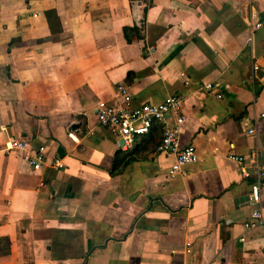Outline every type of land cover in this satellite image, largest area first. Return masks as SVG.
<instances>
[{"label": "crops", "instance_id": "0c3cea01", "mask_svg": "<svg viewBox=\"0 0 264 264\" xmlns=\"http://www.w3.org/2000/svg\"><path fill=\"white\" fill-rule=\"evenodd\" d=\"M261 18L264 0H0V264H264L227 158L264 161ZM117 84L131 106L180 94L197 161L169 178L156 124L121 150L95 120ZM12 138L44 146L40 170Z\"/></svg>", "mask_w": 264, "mask_h": 264}, {"label": "built area", "instance_id": "2783aa9c", "mask_svg": "<svg viewBox=\"0 0 264 264\" xmlns=\"http://www.w3.org/2000/svg\"><path fill=\"white\" fill-rule=\"evenodd\" d=\"M252 29H264V18L255 19L252 22ZM147 51H152V47H148ZM202 87L210 89L212 84L205 83ZM115 94L118 100L116 104L96 102L95 120L98 126L120 140L118 147L121 150L128 151L136 136L147 134L152 125L156 124L160 128V138L155 151L173 155V161L167 172L169 178L183 173L185 166L197 161L194 146L191 144L181 146L179 143V132L184 120L181 110L183 98L180 94H168L159 102H141L135 106L130 105L131 96L125 85L117 84ZM249 132L251 133L252 130ZM7 149L20 152L32 171L40 170L44 163V146L39 145L30 149L29 140L12 138L8 141ZM227 158L239 166L242 178L250 180L248 204L252 206V209L242 226L245 231L252 230L264 223L257 207L260 189L264 186V161L258 157L256 151H250L248 156L229 153ZM52 165L54 168L62 167L58 158L52 160ZM242 239V237L239 238V240Z\"/></svg>", "mask_w": 264, "mask_h": 264}, {"label": "trees", "instance_id": "16d2710c", "mask_svg": "<svg viewBox=\"0 0 264 264\" xmlns=\"http://www.w3.org/2000/svg\"><path fill=\"white\" fill-rule=\"evenodd\" d=\"M132 28H130V29H128V28H124L123 29V35H124V38L126 39V40H129V36H128V30H131ZM122 160V159H121ZM130 160V158H126V160L125 161H123V162H128ZM118 161V160H117ZM119 162V161H118ZM115 163V157H114V161H112V168H113V164ZM121 164H124V163H121ZM111 171H113V169L111 170Z\"/></svg>", "mask_w": 264, "mask_h": 264}, {"label": "water", "instance_id": "95a60500", "mask_svg": "<svg viewBox=\"0 0 264 264\" xmlns=\"http://www.w3.org/2000/svg\"><path fill=\"white\" fill-rule=\"evenodd\" d=\"M121 143V142H120Z\"/></svg>", "mask_w": 264, "mask_h": 264}]
</instances>
